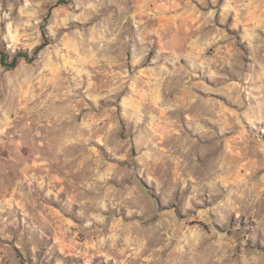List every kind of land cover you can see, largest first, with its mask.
<instances>
[{"label":"clouds","instance_id":"9594fccd","mask_svg":"<svg viewBox=\"0 0 264 264\" xmlns=\"http://www.w3.org/2000/svg\"><path fill=\"white\" fill-rule=\"evenodd\" d=\"M0 264H264V0H0Z\"/></svg>","mask_w":264,"mask_h":264},{"label":"rangeland","instance_id":"374dc122","mask_svg":"<svg viewBox=\"0 0 264 264\" xmlns=\"http://www.w3.org/2000/svg\"><path fill=\"white\" fill-rule=\"evenodd\" d=\"M227 146H228V142L226 141V142H225V147H227ZM242 170H243V169H242ZM68 259H70V260H71V259H72V257L69 255Z\"/></svg>","mask_w":264,"mask_h":264}]
</instances>
